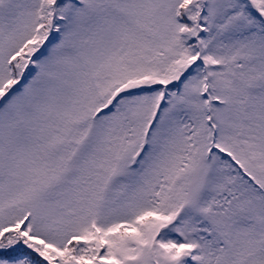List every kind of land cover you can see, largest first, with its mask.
Listing matches in <instances>:
<instances>
[{
	"label": "snow or ice",
	"instance_id": "obj_1",
	"mask_svg": "<svg viewBox=\"0 0 264 264\" xmlns=\"http://www.w3.org/2000/svg\"><path fill=\"white\" fill-rule=\"evenodd\" d=\"M0 264H264V0H0Z\"/></svg>",
	"mask_w": 264,
	"mask_h": 264
}]
</instances>
